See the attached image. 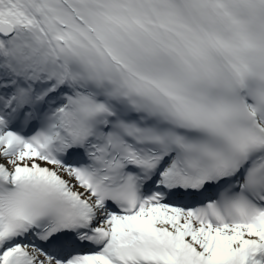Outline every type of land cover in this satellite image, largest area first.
Returning a JSON list of instances; mask_svg holds the SVG:
<instances>
[{
  "label": "snow or ice",
  "instance_id": "obj_1",
  "mask_svg": "<svg viewBox=\"0 0 264 264\" xmlns=\"http://www.w3.org/2000/svg\"><path fill=\"white\" fill-rule=\"evenodd\" d=\"M0 264H264V0H0Z\"/></svg>",
  "mask_w": 264,
  "mask_h": 264
}]
</instances>
